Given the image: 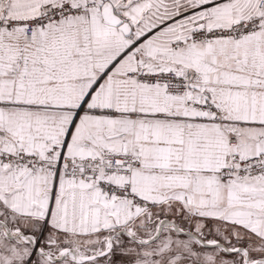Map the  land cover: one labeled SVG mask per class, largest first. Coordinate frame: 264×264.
<instances>
[{
	"label": "snow or ice",
	"instance_id": "obj_1",
	"mask_svg": "<svg viewBox=\"0 0 264 264\" xmlns=\"http://www.w3.org/2000/svg\"><path fill=\"white\" fill-rule=\"evenodd\" d=\"M0 264H264V0H0Z\"/></svg>",
	"mask_w": 264,
	"mask_h": 264
}]
</instances>
